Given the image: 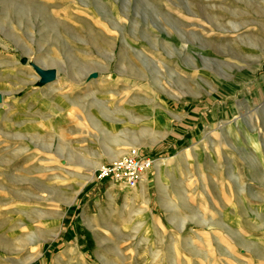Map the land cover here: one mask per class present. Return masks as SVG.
Listing matches in <instances>:
<instances>
[{
    "label": "rangeland",
    "instance_id": "rangeland-1",
    "mask_svg": "<svg viewBox=\"0 0 264 264\" xmlns=\"http://www.w3.org/2000/svg\"><path fill=\"white\" fill-rule=\"evenodd\" d=\"M0 91V264H264V0H0Z\"/></svg>",
    "mask_w": 264,
    "mask_h": 264
},
{
    "label": "built area",
    "instance_id": "built-area-1",
    "mask_svg": "<svg viewBox=\"0 0 264 264\" xmlns=\"http://www.w3.org/2000/svg\"><path fill=\"white\" fill-rule=\"evenodd\" d=\"M154 163L155 160L151 155H144L139 149L132 148L127 155L110 163H102L94 173L95 180H111L127 188H135Z\"/></svg>",
    "mask_w": 264,
    "mask_h": 264
},
{
    "label": "bare ground",
    "instance_id": "bare-ground-1",
    "mask_svg": "<svg viewBox=\"0 0 264 264\" xmlns=\"http://www.w3.org/2000/svg\"><path fill=\"white\" fill-rule=\"evenodd\" d=\"M118 25V27H119V23L117 24ZM40 69H42V68H40ZM42 70H47V69H42ZM85 75V74H84ZM58 75H57V72H55L54 73V78L53 79H56V77H57ZM41 78V77H40ZM43 79V78H42ZM46 79V81H49V80H47V78H45ZM53 79H50V80H53ZM59 80V79H58ZM79 81H81V79H78ZM90 83L92 82L91 80L89 81ZM90 83H87V84H89L90 85ZM92 84V83H91ZM3 93L4 92H1L0 91V105H3V104H5L6 103V98H4L2 95H3ZM2 94V95H1ZM132 148H137V149H139V145L138 144H134V146H132ZM125 153V150L124 151H121L120 152V154L118 155V156H116L115 158H118L119 159V156H122L123 154ZM124 156V155H123ZM121 158V157H120ZM161 163H162V160H159L158 162H157V164H156V166L158 167H160L161 166ZM163 164V163H162ZM97 166H100V163H97ZM147 175H145V177H146ZM94 177V175L93 176H91V177H87V179H89V178H93ZM144 177V180L142 181V186H141V191H142V194H146V190H147V186H148V176H147V178H145ZM84 184V183H83ZM114 190H116V189H112L111 191H114ZM134 191V190H133ZM130 193V192H129ZM128 196V195H127ZM114 197V196H113ZM219 220V219H218ZM83 263V262H82Z\"/></svg>",
    "mask_w": 264,
    "mask_h": 264
},
{
    "label": "water",
    "instance_id": "water-1",
    "mask_svg": "<svg viewBox=\"0 0 264 264\" xmlns=\"http://www.w3.org/2000/svg\"><path fill=\"white\" fill-rule=\"evenodd\" d=\"M39 72L42 75V78H43L42 81L46 82L45 78H47V80H50V79L54 78L55 71L52 70V69L42 70V69L39 68Z\"/></svg>",
    "mask_w": 264,
    "mask_h": 264
},
{
    "label": "crops",
    "instance_id": "crops-1",
    "mask_svg": "<svg viewBox=\"0 0 264 264\" xmlns=\"http://www.w3.org/2000/svg\"><path fill=\"white\" fill-rule=\"evenodd\" d=\"M168 118H169V120H170V116H169V115H168ZM171 124H172V122H171V120H170V126H171ZM170 126H169V129H170ZM169 129H168V130H169ZM168 130H167V131H168ZM107 160H108V159H107ZM108 161H109V160H108ZM154 169H155V165H154V167H153V171H154ZM146 175H147V174H146ZM148 175H149V173H148ZM143 180H144V179H143ZM143 180H142V181H143ZM142 181H141L140 185H142ZM124 187H125V186H123L122 188H124ZM130 189H131V188H130ZM127 190H128V189H127Z\"/></svg>",
    "mask_w": 264,
    "mask_h": 264
}]
</instances>
